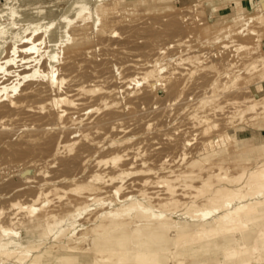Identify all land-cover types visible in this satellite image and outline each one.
<instances>
[{
	"label": "rangeland",
	"instance_id": "374dc122",
	"mask_svg": "<svg viewBox=\"0 0 264 264\" xmlns=\"http://www.w3.org/2000/svg\"><path fill=\"white\" fill-rule=\"evenodd\" d=\"M257 1L259 0H0V20L16 27L0 46L14 45L20 48L15 54L4 55L0 61V209L4 210V216L9 215L14 212L10 210V203L17 200L28 202L39 188L46 191L57 189L56 194L52 193L47 198L46 209L35 212L31 217L25 218L23 213L16 216H22L23 219V224L17 228L19 237H7L11 244L5 249L13 251L22 249L23 246L26 249L38 248L40 250L32 255H43L42 259H38L41 264H90L91 255L87 252L80 253L82 248L86 249L84 244H79V251L73 253L63 246L64 243L76 244V232L80 227L73 210L67 209L68 213L60 214L66 212V209L62 210L61 204L67 200L76 204V198L83 195L82 192L75 191L77 186L83 184L74 181L78 177H85L87 167L93 159H110L111 152L114 155L113 150L104 149L106 143L112 141L113 134L102 138L104 131L97 135L90 132L89 138H94L92 140L95 144L98 142L96 150L86 165L83 164L85 169L83 165L81 168L77 167L76 151L83 142L76 140V135L67 136V132L61 129V123L40 121L41 117L50 116L57 110L56 101L60 95L68 93L75 100L84 99L92 96L84 94V91L104 89L108 85L120 86L122 79L136 74L131 67L134 64L138 66L148 63L151 67L152 62L162 61L169 67L171 65L162 75L174 69V77L183 76L181 79L188 80L179 100H173L162 88L156 86L152 77H148V83L138 85L139 94L136 98H143L156 91L157 97L147 102L153 112L147 118L145 116L143 123H138L135 129V124L131 122L122 123V130H125L119 135L122 138L123 135L129 136L134 131H139L142 138L140 150L149 151L150 145L158 147L162 153L160 157L169 153L172 158H176L171 159L172 161L169 159L171 157L167 159L173 166L182 165L183 157L179 156V149L172 152L169 145L171 141L167 138L171 137V140L176 141L183 138L184 133L188 134L187 131H190L189 135L192 132L198 135V128L187 130L190 121H183L192 112L197 99L214 96L213 101L199 111L201 115L209 114L210 120L215 121L232 111L225 101L240 98L246 86V91H250L248 94L255 99L264 95V0L263 5L257 4ZM39 22L55 24L53 28L37 33L27 30L25 36L29 41L13 42L14 36L20 31ZM187 57L190 61L176 65L177 59ZM248 67L257 69L246 74ZM53 78L54 83L51 81ZM102 78L112 82L104 83ZM199 81L215 82L214 92L203 93ZM134 87L132 85L130 88L136 89ZM24 93L27 94L21 97L23 106L32 108L34 113L21 111L13 119H9L8 116L13 113L7 107L8 101ZM217 105L225 107L223 112L214 110ZM60 107L63 108L64 105L61 104ZM250 116L252 115L248 114L238 121L236 118L231 128L224 131L230 139L226 141V149L218 150L206 161L205 165L211 171L228 169L229 173L235 174L257 165L258 156L264 147V128L251 122L248 118ZM170 121L175 122L172 124ZM209 135L205 138L209 139ZM28 136H31V143L25 142ZM118 136H113V140L118 141ZM55 139L67 140V148L64 151L61 149L60 152H64L62 155L60 153L58 157L50 158L49 155L55 150ZM99 142L102 145L100 147ZM195 142L192 141L193 145L186 148L184 163L194 156L197 147ZM43 143L47 145L44 146ZM232 147H236L237 151L229 156L227 148ZM205 157L206 155L202 158ZM107 166L98 169L106 168L104 171H109ZM23 169L26 170L21 172ZM44 211L60 214L52 233L42 220L41 213ZM81 213L85 214L83 210ZM259 223V229H264V220L261 219ZM258 227L252 228L250 238H254ZM63 229L62 237L56 236ZM241 232L242 230L234 232L232 236L235 239L231 245L239 246L244 243ZM70 233L74 234L69 239ZM183 239L179 238L178 242ZM200 246L197 243L178 249L176 259L184 264H194L196 259H203L210 254L198 252ZM3 249L2 247L0 250ZM131 255L128 254L127 258L132 257ZM15 257L12 254L9 260L7 254L2 252L0 264H18ZM116 259L108 260L107 263L122 264ZM209 259L205 264L211 263L213 257L209 256ZM155 261L156 258L136 259L135 263L155 264Z\"/></svg>",
	"mask_w": 264,
	"mask_h": 264
},
{
	"label": "bare ground",
	"instance_id": "6f19581e",
	"mask_svg": "<svg viewBox=\"0 0 264 264\" xmlns=\"http://www.w3.org/2000/svg\"><path fill=\"white\" fill-rule=\"evenodd\" d=\"M257 4L263 5V1H257ZM54 24L55 22L35 23L29 29L15 35L13 42L29 41V38L25 36L27 30L37 33L53 28ZM15 28L11 23L0 20V44L14 32ZM51 36L53 38L54 33ZM18 49L20 48L14 45L0 46V61L4 55L15 54ZM188 61H190L188 57L180 58L176 60V65ZM163 63L155 61L151 63V67L148 63L132 65V70L136 74L122 79L119 83L120 86L108 85L104 89L89 91L80 88L82 92H85L84 94L95 97L75 100L68 93H64L56 101L57 110L50 116L40 118V121L51 120L61 123V129L67 132V136L76 135V140L83 142L76 151L75 163L79 168L83 164L86 165L85 163L88 162V159L90 160L96 150L95 146L98 142L95 144L92 140L94 138H89L90 132L97 135L104 131L102 138L113 134L112 141L109 140L104 149L113 150L114 155H111V152L110 159L99 161L93 159L87 167L88 172L85 177L73 180L83 184L75 189V191L82 192L83 195L76 198V204L70 200L61 204L62 210L66 209V212L60 214L68 213L67 209L73 210L76 212V221L80 227V230L76 232V244L64 243L63 246L68 252L73 253L79 251V244H84L86 249L82 248L80 253L87 252L91 255L90 264H116L107 263L108 260L114 258H117L116 260L121 261L122 264H136V259L151 260L153 258H156L155 264H184L183 261L176 259L178 249L197 243L201 244L198 252L210 254L203 259H196L194 264H205L210 260L209 256L213 257L209 264H264V229L258 227L259 221L264 220V147H262L261 155H257L259 161L256 166L244 168L235 174L229 173L228 169H218L213 172L208 165H205L215 152L226 149V141L230 138L224 134V131L231 128L236 118L238 121L251 114L252 116L248 117L249 120L255 122L254 124H257L258 127L264 128V95L255 99L248 94L250 91L249 89L246 91L245 88L248 87L246 86L244 94L240 98L225 101L226 106L231 107L232 111L228 112L226 116L222 115L224 118L216 119L217 121H211L213 119L210 120L209 114L201 115L199 111L204 105L211 103L214 96L197 99L193 104L192 112L183 121H190L189 123L185 122L190 126L187 130L198 128V135L192 134L193 132L189 135L190 131H187L188 134L184 133L183 138L176 141L171 140V137L167 138L168 141H171L169 145L172 152L179 149L181 154H177V156L183 157L182 165L173 166L174 164H169L167 159L171 157L169 159L174 160L175 157L172 158L169 153H164L166 155L160 157L162 153L158 147L153 148L150 145L149 151L140 150L142 138L139 131H134L129 136L123 135L122 138L119 135L125 130H122V123L131 122L135 124L134 128L141 121L143 123L145 116L147 118V115L153 112L147 102L157 97L156 91L143 98H136L139 94L138 85L148 83V77H152L155 84L157 83L156 86L162 88L173 100H179L178 98L183 94L188 80L181 79L183 77L181 75L178 78L174 77L176 74L174 69L162 75L171 67V65L169 67ZM256 69V67H248L246 74H250ZM51 81L54 83V78ZM103 82L108 84L112 80L106 79ZM215 84V82L199 81V87L203 89V93H213ZM132 85L136 89H131ZM26 94L8 101L7 107L13 113L8 116L9 119H13L21 111L34 113L32 108L23 106L22 98ZM1 98L0 95V101ZM5 98L8 99V97ZM61 104L64 105L63 108L60 107ZM224 108V106L217 105L214 110L223 112ZM168 114H170L169 111ZM170 122L172 123V121ZM147 125L149 126V124ZM209 134L213 136L211 137ZM207 135H209V139L205 138ZM113 136H118L120 139L113 140ZM55 140V150L49 157H58L61 149L64 151L67 148V140ZM194 140L197 142L194 143L197 145L194 156L184 163V152L188 146L193 145L192 141ZM199 140L201 141L199 142ZM25 142L31 143V136L26 137ZM43 145L45 146L47 143H43ZM100 146L102 145L99 142ZM227 150L229 156L237 151L236 147L235 149L234 147L227 148ZM205 155L206 157L202 158ZM102 166H107L109 171H104L106 168L98 169ZM25 170L23 169L21 172ZM81 170L83 171V169ZM56 192V188L47 191L39 188L34 195L30 196L31 198L29 197L28 202L17 200V202L10 203V210H13V213L4 216V210L0 209V249L4 248L3 251L0 250V253L5 252L8 258L12 254L15 255V262L18 264H41L38 259H42L43 255H32L40 249H26L25 246H23L25 248L21 246L22 249L7 250L5 247L11 244V240L7 237H19L17 228L23 224V219L22 216H20L21 218L16 216L23 213L25 218L26 216L31 217L35 212L46 209L48 207L47 198ZM82 210L84 215L80 214ZM41 214H43L42 220L47 229L52 233L54 226L58 224L60 214L50 211H44ZM255 227H258L259 230L254 238H250L253 232L252 228ZM64 230L57 232L56 236L62 237ZM237 230H242L241 237L244 243L233 246L231 244L235 237L232 235ZM73 234H69V239L73 237ZM179 238L184 239L178 242ZM128 254H132L131 259L127 258Z\"/></svg>",
	"mask_w": 264,
	"mask_h": 264
}]
</instances>
